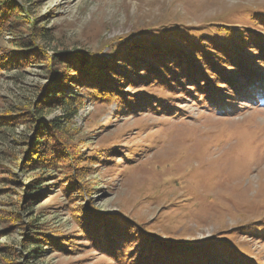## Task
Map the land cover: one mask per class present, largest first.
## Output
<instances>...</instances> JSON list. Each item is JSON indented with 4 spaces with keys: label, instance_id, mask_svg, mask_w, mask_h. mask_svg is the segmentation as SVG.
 Returning <instances> with one entry per match:
<instances>
[{
    "label": "rangeland",
    "instance_id": "obj_1",
    "mask_svg": "<svg viewBox=\"0 0 264 264\" xmlns=\"http://www.w3.org/2000/svg\"><path fill=\"white\" fill-rule=\"evenodd\" d=\"M19 1L45 30L35 41L44 52L25 59L12 52V39L33 35L24 23L1 31L0 58L10 53L16 62L0 65V264H131V256L134 264H153V258L139 257L153 247L144 244L149 236L157 248L155 241L193 245L219 238L232 252L212 264H264V0ZM227 25L235 39L247 36L244 56H236L254 69L247 88L231 84L242 80L236 71L242 65L235 63L200 79L218 87L215 94L188 92L192 80L182 88L134 77L120 84L124 100L139 102L129 109L90 97L86 86L98 80L57 90L69 72L59 82L47 75V54L111 58L142 44L187 41L179 35L183 31L195 42L212 40ZM63 90L83 95L72 117L57 103L60 98L47 96ZM31 107H41L40 131L32 129L37 117ZM53 121L62 131L48 127ZM49 144L61 151L69 146L76 158L59 154L56 165L31 168L54 160L47 155ZM37 149L47 156L37 159ZM81 185L90 189L85 195ZM88 205L112 215L115 223L107 227L116 229L89 231L81 215ZM135 224L141 230L127 229ZM34 245L37 258L30 257Z\"/></svg>",
    "mask_w": 264,
    "mask_h": 264
},
{
    "label": "trees",
    "instance_id": "obj_2",
    "mask_svg": "<svg viewBox=\"0 0 264 264\" xmlns=\"http://www.w3.org/2000/svg\"><path fill=\"white\" fill-rule=\"evenodd\" d=\"M33 21L34 19L28 14L27 7H25L19 0H0V38L2 37L1 31H5L6 28H11L12 25L17 22L24 23V27L28 30V32L33 33V35L31 34L32 37L30 36L29 38H23L22 36H19L16 39H12L11 43L14 47V50H12V52L17 51L15 52V55L18 54L17 56H21L23 59L34 57V54L42 56L41 51L44 52V50L38 48V45L36 46L35 41L39 37L45 36V30L43 32L39 31V28L35 26L36 22ZM223 28L224 29L217 30L222 31L219 33H222L223 36L216 37L212 40L208 39L203 40V42H195L191 38L193 37L191 36L192 34L183 31V34L179 35L183 37H185L184 35H187V41L179 38L178 36H175L178 37L177 39L181 42L171 40L170 42H167V44L165 42L163 45L160 44L158 47H154L152 46V44H142L141 46H139V48H136V50L130 49L123 52H117L113 54V57L111 58L97 57L95 54L80 51L71 53L64 52L47 54V56H44L47 57L46 60L50 61L47 75L50 79H56L55 81H58L57 78L60 75L62 76V73H64V71L69 72V75L64 79V81H58L59 83H57V90H61V88H73V85H78L77 83H80L87 78L98 80L99 82L97 84H90L89 86H86L85 90L88 91L90 97H96L97 99L106 101H117V103L126 105V107L129 109L133 108L135 103L139 104V102H136L134 99L131 100V103L127 99L124 100L126 92L123 91V87L120 84L126 80L131 81L134 79V77L139 78V80L154 78V82L152 84L158 86L163 85V87L166 84L172 86L174 83H180L182 88L185 81L192 80V83L189 84V87L187 88L189 89L188 92L198 91L199 89H206L208 94H215L217 93V91L214 90V87L216 86L211 87L210 80L206 81L205 83L202 82V80L200 81L201 78H207L210 72H213L217 75L218 72H220L218 70H226L227 68L225 67H229L234 63L239 66L242 65V67H244L243 65H245L244 63L241 64V62H239V64V59H237L236 56L242 53L244 56L245 48H243L242 45H245L247 36L244 35L245 39H235L234 33L229 30V25L223 26ZM201 36L202 34H200L199 37ZM183 41H185L184 44ZM239 41H241L242 43L241 46ZM32 44L36 46L33 52L29 49L31 48V46L34 47ZM46 53H44V55H46ZM9 56L10 53L6 54L4 58H0L1 66L6 65L7 63H12L16 60V56L15 60L14 58H8ZM42 62V60H40V62L38 60V63ZM116 62L119 64H117ZM247 63L250 65L248 61ZM249 65L245 66H247L250 70L245 71L242 67L236 70L241 73L240 75L242 80H231V84L235 86V89L241 86L242 89L249 87L252 79H254V69H252V66L250 67ZM216 88L219 89L218 87ZM244 92H246V90H244ZM228 93L231 92L228 91ZM222 95H224V93ZM47 96L52 99H55L57 97L60 98L57 103L63 108V111L65 113L70 115V117L74 116L77 113V109L75 110L74 108L75 105L80 106L83 103V95L79 91H74L72 93L64 91L61 94H55L54 91V93H51ZM215 103H218L216 99ZM40 109L41 107H33L32 110H29L35 117H37L32 124V129H34L35 131H40L41 129L45 128L44 122L40 123ZM48 127L56 129L57 131H62L63 129V127L59 123H56L54 121L51 126ZM61 136L62 135H60L59 138L60 140ZM50 137L52 136L50 135ZM57 143L60 142L57 141ZM50 146L51 144H49L47 155L52 154V159L54 160L50 163H47L46 160L43 162L33 163L31 164V168L40 167L41 171H44L45 167L57 164L56 161L58 160L56 159L59 154L68 155L66 158H64V160L69 159V161H73L76 158V156H73L72 151L69 150V146H64L62 148V151L58 148L57 150H52ZM37 150V159H39L40 157L45 158L47 156L40 149ZM80 176L82 175L75 176L74 183H76V185H79V182L82 183L78 179V177ZM70 189L72 190L73 187L70 186ZM80 189L84 192V195L87 191L90 190L89 187L85 186H82ZM36 195L37 194H34V196L32 195V197L35 198ZM84 208L85 211H83V214H81L84 215L85 213V216H83L85 218V222H83V225L88 228L89 231H92L93 233H101V230L104 229L106 233L109 232L110 234V232H113L116 229V226L112 225V227H107V223H115L113 222L114 220L108 217L112 215L97 214L93 211V208L90 205ZM27 209H29V207ZM80 213L81 212L79 211V214L77 216L81 217ZM118 216H120L122 219H125L124 215H121L120 213H118ZM135 225L136 226L133 225L131 227H127V229H129V231H131L132 229L133 231H135L136 228L134 227H141L140 225ZM139 229L141 230V228ZM83 231L86 232L85 230ZM105 237L107 236L105 235ZM148 240L149 242L144 241V244L152 245V249H150L149 253H140L139 257L143 260H147V258L150 260L151 258H153V264H212L215 261L220 262L219 258H222V252H226V255L227 253L232 252V250H230L229 248L227 249L221 245V242L226 241L219 238H210L202 243L193 245L155 241L159 244L158 248L155 244H151L152 240L154 241V239L149 236ZM31 241L37 243L38 241L42 242L43 240H41L40 238H34L31 239ZM105 244L107 245V247H113L112 241H107L105 242ZM57 245L62 246L64 244L57 242ZM32 248H36V255L30 257L37 258L38 254H40V251H38L39 248L35 245L32 246ZM128 251L126 253L127 256L129 255ZM176 253H178V256ZM124 254L125 253H123V255ZM162 254L164 257L162 256ZM183 255L189 256V258L182 259ZM231 255L232 253L230 254V256ZM233 255L237 256L236 254ZM169 257L172 259H165ZM173 259L176 260H174L173 262ZM133 260L134 259H132L131 256L129 260L131 264H134L136 262V260ZM228 260L230 261L229 258ZM148 262L151 263L152 261Z\"/></svg>",
    "mask_w": 264,
    "mask_h": 264
}]
</instances>
